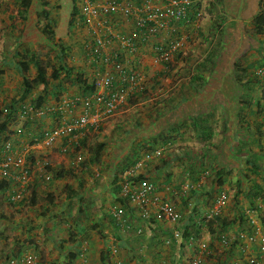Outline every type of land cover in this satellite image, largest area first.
<instances>
[{
	"label": "crops",
	"instance_id": "1",
	"mask_svg": "<svg viewBox=\"0 0 264 264\" xmlns=\"http://www.w3.org/2000/svg\"><path fill=\"white\" fill-rule=\"evenodd\" d=\"M75 1L79 15L58 34L50 13V43L40 32L46 23L40 2L32 0L20 17V0H0V110L17 115L34 97L47 95L25 126L24 144L81 114L76 75L92 81L104 69L84 56V0ZM262 8L264 0H194L188 21L172 28L183 46L160 93L126 103L97 131L86 133L85 158L91 147L104 145L98 164L87 160L83 169L73 165L61 138L50 148L32 145L34 159L46 157L54 169L72 170L74 176L45 183L32 174L35 204L30 207L11 206L0 194V264L28 254L35 255L34 264H189L195 257H202V264H264L257 247L264 235V79L256 77L264 67V35H255L253 26ZM111 18L114 33L134 31L128 19ZM59 45L65 54L59 53ZM31 55L54 67L64 56L62 65L73 76L63 73L48 91L39 85L27 94L19 62ZM140 57L146 81L162 70L151 47H142ZM35 74L31 66L25 78ZM66 101L75 103L64 106ZM22 124H10L9 130ZM156 149L162 151L160 158L133 168L144 153ZM129 172L155 185L147 218L135 204L121 203L119 185ZM188 183L194 188L184 191ZM222 195L220 216L227 224L211 234L203 219ZM166 202L181 215L177 225L157 217ZM175 229L193 233L194 243L182 236L174 239ZM200 245L207 247L205 253Z\"/></svg>",
	"mask_w": 264,
	"mask_h": 264
},
{
	"label": "built area",
	"instance_id": "2",
	"mask_svg": "<svg viewBox=\"0 0 264 264\" xmlns=\"http://www.w3.org/2000/svg\"><path fill=\"white\" fill-rule=\"evenodd\" d=\"M193 2L194 0H84L80 8V17L83 19L88 35H83L82 51L87 52L95 61H99L104 69L97 71L93 79L95 91L91 97L82 100V112L75 117L73 123H63L50 128L42 137L33 140V144H23L21 149L13 150L11 142L5 143L0 155V178L14 180L20 186L13 194L14 200L19 199L23 193L25 195V190L32 181L30 170L42 171L49 164L48 159H36L35 165L27 162L32 145L50 148L57 139L70 137L68 145L63 149L64 152H68L73 140L76 141L79 139L78 135H83L81 132L73 134L75 131L87 128L97 130L104 119L111 117L126 104L131 94L136 90L144 89L145 76L132 68L131 58L125 60L124 57L126 54L134 55L137 52L139 39L155 44L152 46L151 43H145L144 46L151 47L156 63L165 69L174 67L175 55L182 48L183 42L172 35L171 31L175 23L188 21ZM111 17L128 19L132 22L134 31L130 35L114 33L111 30L113 21ZM140 31L143 35H138ZM256 77L264 79V67L257 69ZM74 103L75 101H66L64 106ZM33 111L34 109L30 106L22 107L21 118ZM17 132L21 133V130L18 129ZM161 153L162 151L157 149L152 154H146L134 169L142 167L143 162L152 157H160ZM81 160L80 154H77L75 162L78 163ZM44 178L50 180V175L47 174ZM191 188H194V185L188 183L184 186V191H189ZM154 189L155 185L145 180L135 187L124 183L120 192L124 196L129 195V201L140 209L143 217L147 218L148 196ZM225 199L226 197L222 195L216 201L213 208L206 214L207 219L220 215ZM190 206L189 203L188 207ZM157 217H165L169 223L177 225L181 215L169 202H166L159 207ZM181 236L182 232L175 229L173 238L179 239ZM248 239L250 242L253 241V237ZM187 243L193 244L194 239L189 238ZM257 247L258 253L264 258V235L259 238ZM200 249L203 253L207 251L205 245H200ZM35 261V255L28 254L10 261L9 264H34ZM189 264H202V257L193 258ZM250 264L259 263L256 260H250Z\"/></svg>",
	"mask_w": 264,
	"mask_h": 264
},
{
	"label": "trees",
	"instance_id": "3",
	"mask_svg": "<svg viewBox=\"0 0 264 264\" xmlns=\"http://www.w3.org/2000/svg\"><path fill=\"white\" fill-rule=\"evenodd\" d=\"M72 1H75V0H72ZM37 2H40L39 3L40 4L39 5L40 10L39 11L41 12L40 14L43 15V18L46 21L44 27L40 29V32L48 39V41L50 43H54V32H53V28H52L51 23H50L51 21H50L49 9L46 8L47 3H45L44 0H37ZM31 3H32V0H20V4H19V6L21 8L20 17H23L22 15L27 14ZM78 15H79V10L76 7H73L71 15H70V19H69V26L72 25L73 21L75 20V18ZM253 26H254L255 35H257V36L264 35V8H262L260 10V13H258V15L254 18ZM138 35H143V34L140 31V32H138ZM145 43H151V41L150 42H143L139 39V41L137 42L138 50L134 55L126 54L124 56V54H123V56L125 57V60L127 58L129 60H130V58L132 59L130 65L132 66L133 69H135L137 72L141 73L142 75H143V71L140 68L141 67L140 50L142 47H144ZM151 44H152V46L155 45L154 43H151ZM59 48H60L61 53L65 54L66 49L64 47H62L61 45H59ZM116 49H117V47H116ZM84 56H85V58L87 57L90 60V62H92L97 68L102 67V64L99 61H95V59H93L85 51H84ZM175 58H176V55H175ZM175 58H174V60H176ZM58 64H59L58 67H54V65L51 66L49 61L46 63V62L40 60L35 55L24 56L23 60L19 62V66H20V70L22 71V75L24 76V79H25V87H26L25 91L27 92V94H29V91L31 89H33L32 87H37L39 85H42L44 87V91H48V87L50 86V84L52 82H56V81L60 80V75L63 73L65 74L66 77L67 76H73V73H71L70 70H69L70 74L67 73V71H66L67 67H64L62 65V62H60ZM31 66H33L36 69V74L33 77V79L25 78L27 76V73H28ZM48 68H50V71L48 70ZM172 69L173 68H170V67L168 69H165L164 67H162V70L158 74L151 77L150 79H148L145 82L144 87H143L144 89H142L140 91L136 90L133 94H131L128 97L126 103L134 104V103H137L138 100L146 99L148 97L158 95L160 93L161 88H162L161 86H162V81H163L164 77L169 76L170 75L169 73L172 72ZM76 77L77 78L75 79V81H77V83H78V85L82 91V97L79 98L80 104H81L82 100H84L88 97H91V95L94 93V91H95V88L93 86V79L94 78L92 79V81H88L87 79H83L82 76H80V75H76ZM26 92H25V96H27ZM46 96L47 95H44V94L40 95L39 94L36 97H34L33 98L34 101L32 99L33 103L31 102L32 105H30V107H32L33 109H38L41 106H43L46 102ZM24 106H27V105H24ZM60 115H61V118H63V115L62 114H60ZM32 116H34V113L30 112L27 116L23 117L22 119H17V117L21 118L20 112H19V114L16 115L15 112L12 111V112H10V113L8 112L7 114L4 115L2 110H0V155L3 151V147H4L6 142H11V144H12L11 146H12L13 150L21 149L22 145L24 144L23 138L25 137V133H24V130H26L25 126L27 124H30V122L32 121L31 120ZM74 121H75V119L72 120L70 123H73ZM21 122L23 123L22 128L20 127V128L13 129L11 131L9 130L10 124L17 126ZM18 129L21 130V133L17 132ZM48 130H49V128L42 131V133L38 134L39 136H37V135L30 136V139H29V141H27V143L30 142V144H33V143H31L33 140L42 137L46 133V131H48ZM89 130L94 131V132L97 131V130H94L92 128H87V129L75 131L73 134H78L81 132L83 135L82 136L78 135L79 139H77L76 141L73 140L72 145L69 146L70 150H68V152H67V153L71 152L72 157H74L73 162H75L76 155L80 154V156L82 158L81 162H78L75 164L73 163V165H76V167H78L79 169H83L84 167H87L86 166L87 160L89 161V163L98 164L101 160V157H102V149H103L104 145L97 143L94 147L90 148V151L88 152L89 156H88V158H85L86 157L84 154L85 149H86L85 136ZM68 138L70 139V137L61 138V139L65 140L63 147H66L68 145V140H69ZM154 152H155V150H151V151H147L146 153H144L143 157L140 160L138 159L132 164V166H134L133 168H135V165L139 161L143 160V158L146 154H152ZM32 156L33 155L30 153L29 157L27 158V162H29L31 165H35L36 159H34L33 158L34 156L33 157ZM160 157H158V158H160ZM37 159L43 160V159H47V158L41 157V158H37ZM146 161H148V160H146ZM146 161H144V162L146 163ZM32 174L37 176V178L39 180H41L42 182H45V183L46 182L49 183L52 178H55V179L56 178H62L66 175L74 176V173L72 170L69 171V170H64V169H54L52 166V163L50 161H49V164L47 166H45L42 171H39L37 169L36 170H30V176ZM47 174L50 175V180H45L44 177ZM145 180H146L145 177H142L138 174L136 175V173L131 172V173H129V175L124 176V179L121 180L119 187L121 190L122 184H124V183H129L131 185V187H133V186L135 187ZM31 184H32V182L30 181V183L27 187V190H25V195L23 193L19 199L14 200L13 194L17 191L16 189L20 186L17 185L14 180H11V179L7 180V179L0 178V194L6 195L7 202L11 206H15L18 208H20L21 206L30 207V206H33L35 204L34 191L30 190ZM69 191H71V193H74V191H72V190H69ZM71 193H69L68 195L70 196ZM46 199L48 201H50L49 195H47ZM120 200H121V203H123V204L129 203L130 202L129 201V195H125V196L122 195V198ZM189 213H190V215H193V212H189ZM203 223L205 224L207 230L211 234L216 233L217 228L225 227L227 224L222 219V217L220 215L214 216L210 219L204 218ZM193 225H195V224L193 223ZM182 238L187 241L189 238L194 239L195 235L193 233L189 232L188 230H184V231H182Z\"/></svg>",
	"mask_w": 264,
	"mask_h": 264
},
{
	"label": "rangeland",
	"instance_id": "4",
	"mask_svg": "<svg viewBox=\"0 0 264 264\" xmlns=\"http://www.w3.org/2000/svg\"><path fill=\"white\" fill-rule=\"evenodd\" d=\"M45 1L49 4L51 3L50 8H49V14L51 13V15L54 16V20L57 25L56 33L58 34L60 32V29L67 25V22L70 18L73 7H76L78 9L79 3L78 1H72V0H45ZM50 10H53V11H50ZM61 35H65V33ZM48 53L49 51H47L46 55L50 56ZM59 53H61V51H59ZM62 58H63L62 63L66 64L67 60L65 59V57L62 56L61 60Z\"/></svg>",
	"mask_w": 264,
	"mask_h": 264
}]
</instances>
